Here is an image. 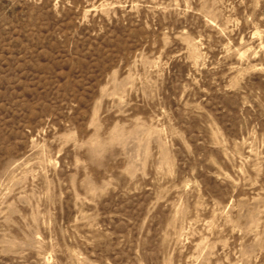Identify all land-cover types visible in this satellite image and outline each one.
Instances as JSON below:
<instances>
[{
	"label": "rangeland",
	"instance_id": "1",
	"mask_svg": "<svg viewBox=\"0 0 264 264\" xmlns=\"http://www.w3.org/2000/svg\"><path fill=\"white\" fill-rule=\"evenodd\" d=\"M0 264H264V0H0Z\"/></svg>",
	"mask_w": 264,
	"mask_h": 264
}]
</instances>
